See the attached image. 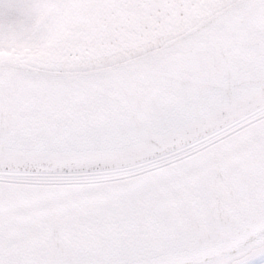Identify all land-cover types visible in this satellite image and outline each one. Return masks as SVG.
Here are the masks:
<instances>
[{
    "label": "snow or ice",
    "instance_id": "1",
    "mask_svg": "<svg viewBox=\"0 0 264 264\" xmlns=\"http://www.w3.org/2000/svg\"><path fill=\"white\" fill-rule=\"evenodd\" d=\"M0 264H264V0H0Z\"/></svg>",
    "mask_w": 264,
    "mask_h": 264
}]
</instances>
